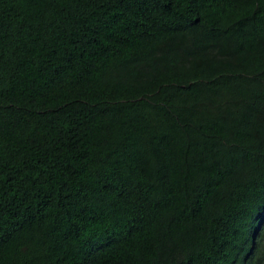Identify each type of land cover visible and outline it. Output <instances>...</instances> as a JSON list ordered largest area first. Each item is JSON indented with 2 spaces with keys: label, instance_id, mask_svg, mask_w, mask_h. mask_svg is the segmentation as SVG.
<instances>
[{
  "label": "trees",
  "instance_id": "16d2710c",
  "mask_svg": "<svg viewBox=\"0 0 264 264\" xmlns=\"http://www.w3.org/2000/svg\"><path fill=\"white\" fill-rule=\"evenodd\" d=\"M0 264H264V0H0Z\"/></svg>",
  "mask_w": 264,
  "mask_h": 264
}]
</instances>
